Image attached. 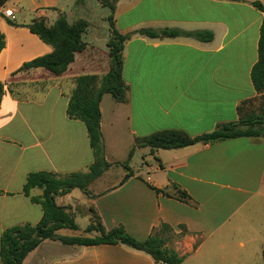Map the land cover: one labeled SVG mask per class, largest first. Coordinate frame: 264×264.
I'll return each mask as SVG.
<instances>
[{"label":"crops","instance_id":"obj_1","mask_svg":"<svg viewBox=\"0 0 264 264\" xmlns=\"http://www.w3.org/2000/svg\"><path fill=\"white\" fill-rule=\"evenodd\" d=\"M256 2L264 6V0H117L114 26L131 37L123 48L126 100L105 95L100 103L105 157L111 166L86 191L76 188L56 196L74 201L73 206L56 203L88 221L84 229L77 224L78 235H60L96 236L85 232L94 209L107 231L123 226L138 241L169 225L177 235L170 247L182 257L181 264H255L263 257L259 226L264 220H254L253 214L264 207V139L243 137L153 154L141 147L156 163L144 162L135 170L133 156V175L125 182L126 170L119 165L138 139L171 130L198 136L238 120V107L258 96L251 71L258 61L264 14ZM61 14L70 24L89 23L82 38L86 49L76 53L60 76L44 68L17 72L53 51L25 25L39 18L51 25ZM110 14L98 0H9L0 9L6 38L0 53V81L5 84L0 104V239L8 228L35 226L43 218L42 206L31 199L43 190L24 193L31 173L70 175L86 172L94 162L84 122L71 119L67 109L76 77L110 70ZM142 29L209 31L214 37L209 42L152 38L138 33ZM174 184L193 203L180 201ZM36 261L157 264L150 254L123 244L64 246L49 240L23 264Z\"/></svg>","mask_w":264,"mask_h":264},{"label":"trees","instance_id":"obj_2","mask_svg":"<svg viewBox=\"0 0 264 264\" xmlns=\"http://www.w3.org/2000/svg\"><path fill=\"white\" fill-rule=\"evenodd\" d=\"M9 0H0V9ZM102 6L109 8L111 26V37L107 43L110 56V70L107 74L82 75L74 79L75 88L70 95L67 114L71 119L84 122L94 154V162L88 172H77L58 179L56 174L48 172L31 173L26 181L24 193L30 196L31 190L39 187L44 192L41 196H32V201L39 203L43 208V218L35 225H17L4 230L0 239V263L1 264H23L27 256L38 246L46 241L60 242L69 246L99 245V244H123L137 250L150 254L157 264H181L183 259L172 248H164L163 240L159 232L161 230L173 229L162 224L154 230L152 235L145 241H138L130 236L123 226L115 227L107 231L94 209H91V222L86 228L87 234L98 233L94 237L88 236H63L58 232L67 228L78 230L74 214L69 208L57 205L55 198L64 195L73 189L79 188L86 191L88 186L110 167L106 160L103 137L101 132L100 103L102 98L110 94L118 102L126 100L128 86L123 79V48L124 43L131 34L121 35L114 26L113 14L117 0H98ZM254 5L263 12L264 6L256 2ZM10 24L16 25L12 21ZM29 31L36 35L42 42L52 47L50 54L37 57L17 71H28L34 68H44L51 73L60 76L64 74L74 62L75 55L86 49L83 35L87 32L89 23L79 20L70 24L65 15L49 25L45 18L33 20L25 25ZM138 33L152 38H176L180 36L193 37L199 41L209 42L214 35L209 31L184 32L179 29L151 30L142 29ZM6 45L5 35L0 30V53ZM252 82L258 96L254 99L244 101L238 107V120L218 125L213 131L198 136H193L185 131L171 130L157 132L147 138L138 139L132 148L128 160L122 165L128 170L136 148L148 147L151 153L160 149L173 150L192 146L195 144H215L237 138H251L255 141L264 139V16L260 28L258 47V61L251 71ZM5 84L0 81V104L4 94ZM128 172L123 182L132 176ZM173 187L177 190V198L185 203H193L190 195L178 185ZM166 193V190H158ZM186 234V231H184ZM264 259V249H263Z\"/></svg>","mask_w":264,"mask_h":264},{"label":"rangeland","instance_id":"obj_3","mask_svg":"<svg viewBox=\"0 0 264 264\" xmlns=\"http://www.w3.org/2000/svg\"><path fill=\"white\" fill-rule=\"evenodd\" d=\"M95 16H97V15H95ZM109 50V49H108ZM107 95H110V94H107ZM112 95H110V97H111ZM113 97V96H112ZM133 156H134V158H133ZM133 156H132V158H133V160H132V162H131V164H132V167H134V169L135 170H137L138 168L137 167H139V166H141V165H143V163L144 162H148V163H152V164H155L156 162H155V160L152 158V155H151V153H146V152H142V149H138V148H136V150H135V152H134V154H133ZM131 158V159H132ZM120 166H123L122 164H119ZM110 166H111V163H110ZM124 167V166H123ZM124 169L126 170V175H127V173L128 172H130L132 169H126L125 167H124ZM89 170V169H88ZM88 170L86 171V172H88ZM133 171V170H132ZM86 172H82V173H86ZM134 172H137V171H134ZM139 172V171H138ZM114 173L115 174H118L119 175V168H116L115 170H114ZM57 177H58V179H64V178H66V176H68V175H62V176H60V175H56ZM41 190H43V192H44V189L43 188H41ZM78 193V192H77ZM41 196V195H40ZM55 201H57L59 204L60 203H62V202H64V203H67V204H69L70 206H73L74 205V201H72V200H70V201H68V199L67 198H63V197H60V199H59V197L58 198H55ZM263 209H264V207L263 206H261V207H259V209L258 210H261L260 211V213L259 214H257L256 212L253 214V218H254V220H264V215H263ZM75 221H76V223L80 226V229H84L85 228V226L88 224V221H87V217L86 216H78V217H75ZM251 223V226L252 227H258V225L259 224H257V223H254V221H252V222H250ZM259 229L260 230H262L261 232H262V237L264 238V223L262 224V225H260L259 226ZM60 234H63V235H78L79 234V232L77 231H74V230H72V229H67V228H64V229H61L60 231ZM183 234H184V232H183ZM159 235H160V237H161V239L163 240V244H164V248H171L170 247V244L171 243H173V241H175L176 240V238H177V235L175 234V232H174V230H172V231H170V230H161L160 232H159ZM59 244H62V243H60V242H58ZM62 245H64V244H62ZM64 246H69V245H64ZM62 253V252H61ZM61 253H59V254H61ZM54 254V255H53ZM58 254V255H59ZM57 255V254H56ZM55 253H52V254H50V258H55ZM39 263V261H36L34 264H38ZM27 264V263H26ZM253 264H254V262H253ZM255 264H264V259H263V257L262 258H259V259H257L256 261H255Z\"/></svg>","mask_w":264,"mask_h":264},{"label":"built area","instance_id":"obj_4","mask_svg":"<svg viewBox=\"0 0 264 264\" xmlns=\"http://www.w3.org/2000/svg\"><path fill=\"white\" fill-rule=\"evenodd\" d=\"M5 16L10 17V16H11L10 11H7V12L5 13Z\"/></svg>","mask_w":264,"mask_h":264}]
</instances>
